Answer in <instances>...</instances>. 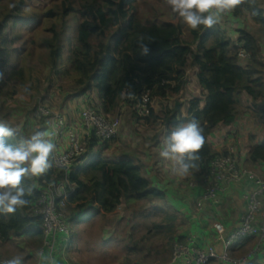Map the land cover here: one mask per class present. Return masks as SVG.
Here are the masks:
<instances>
[{"label":"trees","instance_id":"1","mask_svg":"<svg viewBox=\"0 0 264 264\" xmlns=\"http://www.w3.org/2000/svg\"><path fill=\"white\" fill-rule=\"evenodd\" d=\"M31 1L0 0V6L5 9L0 23V96L5 95L13 81L23 85L25 94L33 90L26 87L28 79L23 67L15 71L11 66L9 47L14 41L5 34L12 20L14 24L29 20L22 13L30 8ZM230 11L236 18L250 19L255 32L238 30L237 41H234L220 23L192 30L172 13L167 0H60L56 9L31 17L30 20L38 21L30 32L35 34L46 28L39 42L33 40L35 35L31 41L41 50L40 62L49 69L50 77L73 81L77 94L86 97L84 105H94L102 115L113 114L119 104L134 106L144 124H162L164 138L177 125L197 120L204 130V145L198 153V167L189 174H206L217 157L234 156L217 152L211 144V135L220 125L231 126L236 121L242 112L245 94L251 99L257 118L264 122V79L261 77L264 72L261 54L264 10L259 0H240ZM45 20H50L49 26L43 25ZM72 30L75 36L70 38ZM22 39L23 36L18 35L15 41L20 43ZM238 43L249 55L245 67L239 58ZM144 45L149 49L147 54H143ZM189 68L197 70L202 95L190 99L184 111L185 104L178 98L188 83ZM33 79L39 82L37 77ZM36 89L37 95L45 92L40 101L48 97L50 88L42 90V86H38ZM17 94L15 89L8 92L11 98ZM145 95L167 105L161 113H155L149 106V115L140 117ZM172 97L173 103L168 104ZM16 132L15 137L9 138L10 143L23 138L21 132ZM161 135H157L154 142L158 143ZM101 143L107 146L110 142H101L93 136L87 144L88 153L68 175L74 187L66 203L69 223H81L98 216L108 219L124 203L166 198L165 193L148 180L142 162L139 166L131 156L118 161L93 156L94 149ZM86 158H89L87 163L79 165ZM50 159L53 161V153ZM249 160L264 162V142L251 149ZM65 177L66 173L53 164L41 177L24 178L25 198L29 203L14 213L0 214L1 243L23 237L35 242L39 249L45 238L43 219L35 214L40 187ZM170 239L182 242L174 236Z\"/></svg>","mask_w":264,"mask_h":264},{"label":"rangeland","instance_id":"2","mask_svg":"<svg viewBox=\"0 0 264 264\" xmlns=\"http://www.w3.org/2000/svg\"><path fill=\"white\" fill-rule=\"evenodd\" d=\"M150 1L154 2V0ZM31 2L30 8L25 13H22V16H28L29 18L27 19L29 20L18 24H14V20H12L5 34L9 36L11 41H14L13 45L9 47L11 66L15 71L23 67L25 76L28 79L26 87L33 90L25 94L24 90L26 89L23 85L20 82L16 83L13 81L10 83L9 89L5 91V95L0 96V111L2 112L0 113V120L16 131L21 132L25 139L38 131L46 132L47 123L49 124L51 117H65L70 126L74 119L78 120L77 117H69L72 112L77 114L75 104L79 99L78 90L75 89L73 81L50 77L49 69L43 67L40 62L41 50L32 44L31 41L35 35L36 38L33 40L39 42V39L43 38L44 29H46L45 27L41 28L38 32L34 30L35 34L30 32L38 21L37 19L30 20L31 17L34 15L39 17L42 13H48L56 9L57 5L60 4V0H32ZM3 12H5V9L0 6V23L4 19V14H1ZM49 24L50 20L43 21V25L49 26ZM74 24H76V21ZM73 34L74 30H72L70 38L75 36ZM18 35L23 36L20 43L15 41ZM16 49L19 50L20 54ZM35 77L39 79V82H35L33 79ZM195 77V69L189 68L187 72L189 84L180 94L179 100L187 102L194 97H200L197 92L198 87L195 84ZM14 86L17 87L15 88ZM38 86H42V90L50 88L49 95L45 100L40 101V98L44 97L45 92L41 93L42 95H37L36 87ZM12 89L18 91V94L13 98L8 95V92ZM173 100L174 98L172 97V102L168 101V104L173 103ZM165 103L162 100L153 99L150 107L156 111L155 113H161L164 106L167 105ZM44 107L50 110L51 117L35 118L34 115L38 111L37 109ZM92 107L95 106L93 105ZM136 110L134 106L119 104L113 114L104 115L107 118L120 121V132L118 137L110 141L106 146L108 151L104 153L105 155L96 154V156L115 160L119 156L120 158L124 155L126 157L130 155L129 153L140 154L134 148V144L137 143L143 146L148 141L147 138L149 136L162 134L163 126L161 123L154 122L145 125L136 115ZM46 138L49 139L48 136ZM65 139L66 137L62 136L60 143H64ZM140 151L143 150L140 149ZM144 151H147L146 148H144ZM120 152L121 154L118 155ZM147 155L142 156V161L148 158L145 163L149 164L148 168H150L153 161ZM136 163L141 166V162L137 159ZM145 174L150 179H154L147 172ZM163 202L159 200L132 201V203L124 204L118 210L116 216L108 221L98 216L92 222L90 219L81 223L71 222L70 230L73 241L68 248H61L58 251L60 260L64 258L66 252L68 254V251L70 253L73 249L71 255L79 264H165L175 243V241L171 242L170 239L173 231H168L166 228L171 225L166 216L175 214L162 212L161 206L159 207L161 204L163 207L171 208L168 202ZM177 219V222H172L175 225V231L176 229L178 231L182 226L178 216ZM105 235L108 238H105ZM0 246L2 251H6L3 255L0 251V261L6 258L9 260L8 256L12 254H20L25 259L24 257H27V255L25 251L19 249L20 247L31 250L37 248L35 242H28L24 238L17 237L13 238L9 243H3ZM41 246L39 248H42ZM27 260L28 264L33 263L32 258Z\"/></svg>","mask_w":264,"mask_h":264},{"label":"crops","instance_id":"3","mask_svg":"<svg viewBox=\"0 0 264 264\" xmlns=\"http://www.w3.org/2000/svg\"><path fill=\"white\" fill-rule=\"evenodd\" d=\"M259 3L261 4V8L264 10V0H259ZM219 23L221 24V27L224 29V31L230 34L234 41H237L238 30H248L252 32H255L256 30L255 25L250 21V19H248L247 17L236 18L232 15V11H229L226 15H222L220 17ZM261 54L264 61L263 45L261 46ZM248 61H242L241 63L245 67L248 65ZM196 73L197 70H195V75ZM261 77L264 79V72L261 74ZM188 84L189 82L187 83V85ZM195 84L198 87L197 92L201 97L202 90L198 85L197 77H195ZM85 99L86 97L79 96L78 101H76L77 99L75 100L77 114L72 112L69 118L77 117L78 120L74 119L70 126L68 125L69 123H67V125L68 129L75 134L78 141L87 146L88 142L92 139L93 135L89 133V131L84 129L82 123L81 110L84 105ZM182 102L185 104V111L187 108V102L184 100ZM162 128L164 131V127ZM46 133L48 134L47 136L49 137V139L55 144V150L53 154L58 150L65 151L67 149V137L65 136L66 141L64 143H60L63 139L60 140L61 138L56 139L54 137L53 132L50 129L48 123L46 127ZM155 137L156 135L149 136L147 138L148 141L146 142V144H143V146H141L140 144L138 145L137 143L134 144V148L138 150L140 154L129 153L130 155L128 156H131L135 158V160L137 159L138 161L142 162L145 173L147 172L149 175L154 177V179L152 180L146 174L148 180L152 183L153 187L165 193L166 198L165 200H163L164 202H162H168L171 208L163 207V205L161 204L159 205V207L161 206V211L165 212L166 214H175L179 217V221H181L182 226L180 227V229L178 228V231L177 229L175 231V225L172 224V222H177V216H166L171 222V225L166 227L167 230H172V236H174L176 240L179 238L182 240V242L180 243H184L189 238L195 237L197 238L198 244L202 247H214L216 248L219 254H222L224 251L223 244L220 243L217 239V235L214 230V224L216 222L223 223L228 233L237 230L241 226L242 218L245 215L247 208L245 196L251 191H253V184L250 181L244 179V181H241L240 183L228 186L225 193L218 195V204L208 202L204 205L203 209H199L197 205L204 192V185L200 184V186L192 188L189 184L194 180L199 181L201 178V174L195 173L188 174L185 176L178 175L174 170L176 167H178V165H175L172 161L165 160L160 155L162 147L164 146V135H161L158 143L154 142ZM263 142L264 122L262 119L257 118L256 110L252 107L251 99L246 94L243 96L242 112L237 117L236 121L231 126L220 125L211 135V144L217 152H227L234 154L238 161V167L240 169L253 171L256 175H258L264 180V162L260 161L252 163L249 160V154L251 149L256 145L262 144ZM144 148H146L147 151H144ZM140 149L143 151H140ZM107 151L108 149L106 145L101 143L98 147L94 149L92 155H105L104 153H106ZM87 153L88 149L86 154ZM120 154L121 152L118 155ZM145 154L149 156L150 160L153 161L151 164L152 166L150 168H148L149 164L145 163V160H147L148 158L142 161V156H145ZM121 158L119 156L117 159L113 160L118 161ZM88 160L89 158L83 159L82 162L79 163V165L82 166L86 164ZM149 170L151 171L149 172ZM58 182L61 183L60 181ZM116 214L106 220L108 221L110 218H114ZM95 218L90 219L91 222ZM157 228L159 227L157 226ZM19 238L22 239L23 237ZM105 238H108L107 235H105ZM257 244V238L247 239L246 241L243 240V242L237 244V246H235L234 249L231 251V257L233 259L240 260L244 258L247 254H249L251 251H253L256 248ZM0 245H3V243L0 242ZM41 247L43 248V244ZM42 248L31 250L20 247L19 249L21 251H25L27 255V257H24L25 259H23L24 264H28V258L33 259L32 264H49L48 256L42 259L39 258V252ZM61 248H63V244L61 245L60 249ZM0 251L2 252V255L4 252H6L2 251L1 249ZM72 251L73 249L70 251V253L68 251V254L66 252L62 260H60L59 253H57L56 264H79L72 257ZM7 252H9V250H7ZM169 255V259L165 264H173V247ZM16 256H20V254H12L8 257L9 259H11ZM3 260L7 261L8 258ZM178 264L185 263L181 261ZM209 264L230 263H225L220 260H213ZM240 264H264V246L262 248V251L258 253L255 257H253L251 260L246 262L242 261Z\"/></svg>","mask_w":264,"mask_h":264},{"label":"built area","instance_id":"4","mask_svg":"<svg viewBox=\"0 0 264 264\" xmlns=\"http://www.w3.org/2000/svg\"><path fill=\"white\" fill-rule=\"evenodd\" d=\"M228 13V12H227ZM227 13L223 14L226 15ZM240 48L239 58L242 61L249 60V55ZM152 103L149 95L142 98L140 117H147L150 113L149 106ZM34 117L37 119L51 117L50 110L46 107L37 109ZM81 118L84 129L89 131L101 142H110L116 139L120 132V121L110 119L100 114L95 107L84 105L81 110ZM50 129L56 139L66 136L68 139L65 151H56L53 154V164L56 169L66 173L64 180L52 183L46 187H40V198L36 215L43 219L44 244L39 252V258L49 257V264H56V254L63 248L72 244V233L68 214L66 212L67 199L74 192V187L69 182V174L72 172L78 161L86 154L87 146L80 143L75 134L68 129L65 117H51ZM199 181L190 182V187L195 188L204 185V192L198 203V208L203 209L208 202L219 203L218 195L225 193L228 186L241 181L248 180L253 184V191L245 196L247 203L246 213L242 218L241 226L228 233L225 225L220 222L214 224L217 239L223 244V253L219 254L214 247L204 248L198 244L197 238L191 237L186 242H177L173 246L172 263L178 264L183 261L185 264H209L213 260H220L230 264H240L242 261H249L262 251L264 246V180L253 171L243 170L238 167L235 156L217 157L211 164L210 171L201 174ZM63 181V182H62ZM257 238L256 248L244 258L237 260L231 257V251L243 240ZM6 260H1L4 264Z\"/></svg>","mask_w":264,"mask_h":264},{"label":"clouds","instance_id":"5","mask_svg":"<svg viewBox=\"0 0 264 264\" xmlns=\"http://www.w3.org/2000/svg\"><path fill=\"white\" fill-rule=\"evenodd\" d=\"M167 3L184 24L197 30L200 26L211 28L219 23L220 17L240 0H167ZM148 51L144 45L143 54ZM203 133L198 121L192 119L177 125L167 134L160 155L178 165L174 169L178 175H188L190 170L198 167L196 161L204 145ZM16 135L14 128L0 122V214H11L26 206L29 201L25 198L24 178L41 177L53 166L50 157L55 144L46 138V132L38 131L29 138L10 143L9 138ZM4 264H24L23 257H13Z\"/></svg>","mask_w":264,"mask_h":264}]
</instances>
